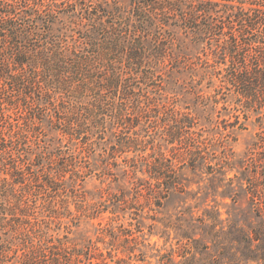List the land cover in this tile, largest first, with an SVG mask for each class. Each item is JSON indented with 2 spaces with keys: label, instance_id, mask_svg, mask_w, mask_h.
<instances>
[{
  "label": "trees",
  "instance_id": "trees-1",
  "mask_svg": "<svg viewBox=\"0 0 264 264\" xmlns=\"http://www.w3.org/2000/svg\"><path fill=\"white\" fill-rule=\"evenodd\" d=\"M175 29L185 36L180 49ZM183 75L197 82L195 105L227 112L216 126L225 140L254 119L253 147L264 150V0H0V264L147 261L132 231L110 233L107 256L73 243L69 221L86 211L73 217L70 207L83 203L78 187L98 156L111 159L99 165L106 175L134 153L119 191L125 198L122 179L132 180L153 212L183 192L185 168L231 172L226 153L212 161L218 141L200 134L197 115L169 102L166 84ZM108 145L111 154H102ZM257 154L245 179L257 224L226 264H264V152ZM118 246L127 258L112 253ZM201 252L184 262L221 264V254Z\"/></svg>",
  "mask_w": 264,
  "mask_h": 264
},
{
  "label": "rangeland",
  "instance_id": "rangeland-1",
  "mask_svg": "<svg viewBox=\"0 0 264 264\" xmlns=\"http://www.w3.org/2000/svg\"><path fill=\"white\" fill-rule=\"evenodd\" d=\"M113 1H116L119 7H129L131 4V0ZM60 27L64 28L62 24ZM173 31L180 49L185 36L179 29ZM72 51L74 52L75 49ZM174 79L168 81V85L166 84V90L170 93L169 102L178 103V107L182 108L188 106L191 111L185 110V112L189 111L197 115L205 127L204 132L201 131L200 134L205 138L218 141V144L213 147L217 159L212 161L218 163L220 159L225 160L224 153H226L230 159L228 165L232 169L231 172L210 173L207 166L195 170L185 168L181 174L183 192L173 193L161 209L153 212L147 203L146 195L142 193L136 196L135 191L131 189L132 180L128 182L129 179L125 181L122 179L121 185L127 190L125 198V195L119 191L118 180H121L122 168L129 165L124 162L125 157H133L134 153L121 155L118 162H114L111 172H105L106 175L100 172L99 165L102 160L111 162V159L98 156V159L94 161L96 164L94 173L88 176L83 186L78 187L80 196H83L81 198L83 203L73 201L70 207L74 214L86 211L85 219L81 222L76 219L65 220L67 224L68 221L70 223L69 237L73 243L80 247L87 243L92 244L97 249L96 253H104L107 256L111 250L110 233L132 231L133 236L143 243L141 249L147 257L146 262L133 261L135 264H163L161 259L166 264H186L184 261L188 257L187 254L190 253L191 256L194 251L195 253L202 251L209 256L221 254L218 260L221 264H226L241 247L237 240L245 237V234L247 235L248 231L256 226V215L249 201L245 179L251 177L256 171L257 153L260 155L264 152L258 147H253L259 127L253 119L247 124L245 130L235 134L230 133L229 140H225V137L219 134L225 132H221L216 126L220 116L225 118L227 112L222 111V115L213 112L209 115L208 108L194 104L195 95L192 93L196 91L197 82L192 85L188 76L185 75L175 76ZM200 87L204 93L210 92L205 88V83ZM222 107L223 104H220L218 109ZM162 123H164L163 120L159 124H152L155 126L152 130L161 127ZM51 128V126H45L43 131L53 135ZM149 134L140 131L143 139H147ZM56 135L57 132L54 131V136ZM50 138L56 141L58 139L53 136ZM115 141L116 138L111 140L112 143ZM109 146L103 147L102 154H111ZM63 150L68 152L69 147ZM73 217H79V215L76 214ZM199 244L202 246L192 251V247H197ZM116 249L112 251L114 255L127 258L121 252L124 248L118 246V250ZM197 257L200 260L206 259L202 254H198ZM144 259V256L139 258L140 261Z\"/></svg>",
  "mask_w": 264,
  "mask_h": 264
}]
</instances>
